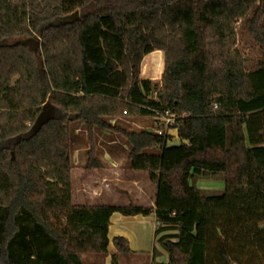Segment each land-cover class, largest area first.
Listing matches in <instances>:
<instances>
[{
  "label": "trees",
  "instance_id": "16d2710c",
  "mask_svg": "<svg viewBox=\"0 0 264 264\" xmlns=\"http://www.w3.org/2000/svg\"><path fill=\"white\" fill-rule=\"evenodd\" d=\"M239 20L264 49V0H0V264H118L134 252L121 236L107 251L110 216L151 211L167 254L151 264H264V59L246 71ZM153 51L158 88L140 76ZM165 111L160 134L109 123ZM73 123L90 143L85 171L101 168L95 130L126 140L130 168L155 183L153 210L72 203ZM171 129L185 143L166 147ZM216 173L221 195L189 185Z\"/></svg>",
  "mask_w": 264,
  "mask_h": 264
},
{
  "label": "crops",
  "instance_id": "0c3cea01",
  "mask_svg": "<svg viewBox=\"0 0 264 264\" xmlns=\"http://www.w3.org/2000/svg\"><path fill=\"white\" fill-rule=\"evenodd\" d=\"M153 52L162 53L161 51ZM147 55L143 57V60ZM144 79L151 78L145 77ZM169 135L172 139L177 137L176 130L171 131ZM87 152L88 148L75 149L70 152L71 201L73 204L125 206L131 202L137 206L154 209L155 183L149 180L146 171L131 169L130 165L125 164L119 157L120 151L114 147L99 149L96 157L101 163V168L85 171L83 167ZM153 233V211L148 216H122L119 213H113L109 218L107 229L109 241L107 251L113 252L111 239L121 236L128 241L130 250L134 252L129 257L142 260V262L146 260V264L165 263V255L161 254L157 248L159 245L155 243ZM160 258L161 261H158ZM109 263L110 258L106 257L104 264Z\"/></svg>",
  "mask_w": 264,
  "mask_h": 264
},
{
  "label": "rangeland",
  "instance_id": "374dc122",
  "mask_svg": "<svg viewBox=\"0 0 264 264\" xmlns=\"http://www.w3.org/2000/svg\"><path fill=\"white\" fill-rule=\"evenodd\" d=\"M29 38H22L21 41L28 40ZM39 49L40 51V41ZM235 49L240 52L245 59V69L247 72L253 71L259 62L264 59V49L259 48V46L254 42L252 36L246 29L242 20L237 21L235 25ZM162 54V66L158 74V79H153L151 75H147L149 68L145 64V60L142 59L141 62V72L140 76L142 79L149 77L151 84L156 88L160 85V76L163 71V52ZM144 70V71H143ZM151 74V73H150ZM160 75V76H159ZM15 81V79L13 80ZM153 96V95H152ZM109 123L112 126H116L121 130L130 131V132H141V131H153L157 128L159 120L156 117H146V116H121L118 118L110 119ZM171 129L168 131V134L173 131ZM70 135H71V151L75 149L89 148L90 143L87 139L85 128L80 123H73L70 125ZM93 142L96 147V154L99 149H105L109 147H114L117 151H120L119 157L122 158L123 162L129 165L127 160V154L129 152V145L126 140L111 132L95 130L93 136ZM183 141L179 140L177 137H174L167 142L166 147H175L179 146ZM189 185L196 189L201 196H218L221 195L224 191V180L222 173H216L214 175H206L202 177H194L189 180ZM119 189V187H116ZM125 205V204H124ZM147 208V207H145ZM161 254L165 255V262L167 261V254L158 246L157 247ZM83 264H104L105 259L101 256H84ZM118 264H146V260H139L136 258L118 256ZM161 261V258L158 260Z\"/></svg>",
  "mask_w": 264,
  "mask_h": 264
},
{
  "label": "bare ground",
  "instance_id": "6f19581e",
  "mask_svg": "<svg viewBox=\"0 0 264 264\" xmlns=\"http://www.w3.org/2000/svg\"><path fill=\"white\" fill-rule=\"evenodd\" d=\"M145 64L147 65L148 74L155 80L158 79V74L162 66V55L160 52H153L146 56ZM144 71V70H143ZM151 73V74H150ZM160 76V75H159Z\"/></svg>",
  "mask_w": 264,
  "mask_h": 264
},
{
  "label": "built area",
  "instance_id": "2783aa9c",
  "mask_svg": "<svg viewBox=\"0 0 264 264\" xmlns=\"http://www.w3.org/2000/svg\"><path fill=\"white\" fill-rule=\"evenodd\" d=\"M156 118L159 120L157 128L153 131L157 134L167 131L168 126L172 125L174 122L173 117L165 111L162 115H157Z\"/></svg>",
  "mask_w": 264,
  "mask_h": 264
},
{
  "label": "water",
  "instance_id": "95a60500",
  "mask_svg": "<svg viewBox=\"0 0 264 264\" xmlns=\"http://www.w3.org/2000/svg\"><path fill=\"white\" fill-rule=\"evenodd\" d=\"M24 44L34 53L39 49V42L33 38L24 41Z\"/></svg>",
  "mask_w": 264,
  "mask_h": 264
}]
</instances>
